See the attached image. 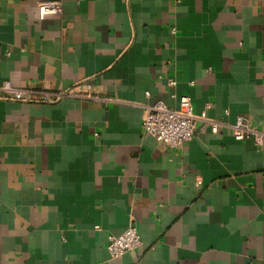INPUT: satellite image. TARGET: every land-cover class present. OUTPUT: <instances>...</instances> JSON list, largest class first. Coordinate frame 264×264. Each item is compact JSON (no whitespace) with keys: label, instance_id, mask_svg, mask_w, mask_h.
<instances>
[{"label":"crops","instance_id":"0c3cea01","mask_svg":"<svg viewBox=\"0 0 264 264\" xmlns=\"http://www.w3.org/2000/svg\"><path fill=\"white\" fill-rule=\"evenodd\" d=\"M182 96L219 127L173 150L142 123ZM239 116L264 131V0H0V264H264ZM132 221L141 247L112 258Z\"/></svg>","mask_w":264,"mask_h":264},{"label":"built area","instance_id":"2783aa9c","mask_svg":"<svg viewBox=\"0 0 264 264\" xmlns=\"http://www.w3.org/2000/svg\"><path fill=\"white\" fill-rule=\"evenodd\" d=\"M39 11L42 18L49 14L58 15L62 12V4L58 1L42 3L39 5ZM176 84L175 81L169 82V86L172 88ZM2 90L13 100H24V91L13 87L10 82H5ZM45 100L49 101V97H46ZM209 108L210 105L207 106V109ZM199 120L208 121L212 132H218L219 124L207 120L206 112H203L199 117L196 116L192 99L189 96H182L176 108H170L163 101L149 106L142 127L146 134L154 137L158 142L177 150L194 139ZM232 129L236 141L253 140L259 148L264 147V131L253 126L244 117L239 116ZM95 229L100 230L101 227L96 226ZM141 245V237L136 224L132 221L121 235L109 236L107 249L110 256L115 259L126 253L137 251Z\"/></svg>","mask_w":264,"mask_h":264}]
</instances>
